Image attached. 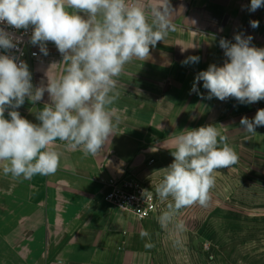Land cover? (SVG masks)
<instances>
[{"label": "crops", "instance_id": "1", "mask_svg": "<svg viewBox=\"0 0 264 264\" xmlns=\"http://www.w3.org/2000/svg\"><path fill=\"white\" fill-rule=\"evenodd\" d=\"M155 2L163 5L167 0ZM250 3L169 0L173 30L150 48L147 60L134 58L124 66L117 78L120 96L112 106L120 123L97 155L85 157L57 140L50 145L61 153L56 173L30 179L5 176L0 162V264H196V246L203 240L222 239L219 233L234 228L232 223L215 221L220 212L217 200L223 193L227 216L234 211L235 196L242 201L243 215L258 216L252 227L242 225L243 238L247 236L249 243L251 231L256 232L259 247H264V126L250 134L240 124L242 117L254 118L264 108V100L242 104L235 98L208 99L202 81L197 84L199 94L191 91L199 72L210 64L222 66L227 59L219 46L221 38L235 43L236 34L251 36L252 46L264 48V7L252 12ZM251 21H258L259 26L251 27ZM47 49L44 56L35 46L37 58L27 64L34 87L46 85L47 70L49 76L63 73V57L55 44L48 42ZM192 56L199 61L184 63ZM48 102L45 92L41 101L32 104L26 98L16 110L38 124L34 111ZM209 124L228 137L239 157L236 164L215 173L209 237L203 236L202 224L194 221L203 208L199 204L181 210L179 219L186 231L176 245V237L158 223L164 208L161 202L154 216L138 221L103 201L110 180L107 167L154 190L163 169L173 162L170 150L175 136ZM235 183L243 185L240 197L234 194ZM221 184L225 185L223 193ZM251 192L259 200L256 208L250 204ZM141 231H147L150 238L142 239ZM146 242L154 247L146 248Z\"/></svg>", "mask_w": 264, "mask_h": 264}, {"label": "clouds", "instance_id": "2", "mask_svg": "<svg viewBox=\"0 0 264 264\" xmlns=\"http://www.w3.org/2000/svg\"><path fill=\"white\" fill-rule=\"evenodd\" d=\"M261 7L264 0H251L249 10ZM173 21L169 0L163 5L155 0H0V25L25 32L31 28L30 43L44 56L47 43H54L64 64L61 75L49 76L47 70L46 85L34 87L26 62L0 54L3 174L13 179L55 174L61 153L50 145L57 140L85 157L97 155L120 123L112 107L120 96L117 78L134 58L148 59L150 48L173 30ZM250 24L259 26L258 21ZM234 39L235 43L220 39L227 59L222 66L210 64L199 72L191 91L199 94L197 84L202 81L208 99L235 98L242 104L264 100V48L252 46L251 36L236 34ZM21 42V37L0 27V49L18 50ZM198 61L192 56L184 63ZM45 92L49 102L34 111L38 124L16 110L26 98L32 104L41 101ZM240 124L245 132L256 134L255 129L264 126V108L252 119L242 117ZM170 151L173 162L163 169L154 192L164 205L158 223L180 245L179 236L186 231L179 219L181 210L206 206L216 171L236 164L239 157L228 137L211 124L184 129L175 136ZM142 195L146 200L153 198L148 190ZM140 236L150 238L147 231ZM144 246L154 247L151 242Z\"/></svg>", "mask_w": 264, "mask_h": 264}, {"label": "rangeland", "instance_id": "3", "mask_svg": "<svg viewBox=\"0 0 264 264\" xmlns=\"http://www.w3.org/2000/svg\"><path fill=\"white\" fill-rule=\"evenodd\" d=\"M219 186H223L219 190H221L222 193L225 192V185L221 184ZM241 186L243 185L239 183L234 184V194H237V197L241 195ZM250 186L252 188V185ZM255 189L254 192H257ZM254 192H251L254 195H250V204L251 207L254 206L256 208L259 200ZM241 202V199H237L235 196L234 211L232 214L228 212L230 215L227 216L224 210L226 207L224 193L221 196L219 195L217 205L218 211L220 210V212H218L219 214L215 221H217L219 225L232 223L234 228L231 232L223 231L219 233L218 235H221L222 239L219 238L217 241L214 240L212 242L203 240L199 248L196 246V264H264V247H259L257 243V233L251 231L249 243L247 242V236L243 238V235L245 236L246 234L242 230V225L249 223L252 227V225L257 223L258 216L256 214H251L248 217L243 215L241 211ZM204 208L205 206L201 208L200 215L196 216L194 221L202 224L204 227L202 231L203 236L209 237L208 226L211 224V217L208 214L210 211V200L206 205L207 209ZM226 235L228 237H226ZM230 236H232V240ZM198 253L200 256H198Z\"/></svg>", "mask_w": 264, "mask_h": 264}, {"label": "built area", "instance_id": "4", "mask_svg": "<svg viewBox=\"0 0 264 264\" xmlns=\"http://www.w3.org/2000/svg\"><path fill=\"white\" fill-rule=\"evenodd\" d=\"M0 27H4L9 33L22 38V42L18 45V50L13 49L5 52V50L0 49V54L13 55L17 58V62L23 60L27 64L37 58L38 54L35 46L30 43L31 28L25 32L23 29L16 30L6 25H0ZM33 53L37 55L33 56ZM144 190L153 193L151 200H146L142 195ZM103 201L116 209L130 213L138 221H144L154 216L158 212L160 205V201L155 197L153 189L133 179L122 177L120 179L110 178Z\"/></svg>", "mask_w": 264, "mask_h": 264}, {"label": "water", "instance_id": "5", "mask_svg": "<svg viewBox=\"0 0 264 264\" xmlns=\"http://www.w3.org/2000/svg\"><path fill=\"white\" fill-rule=\"evenodd\" d=\"M120 170V169H118ZM107 171L109 173V177L111 179H120L123 174L117 172L116 170H113L111 166L107 167Z\"/></svg>", "mask_w": 264, "mask_h": 264}]
</instances>
